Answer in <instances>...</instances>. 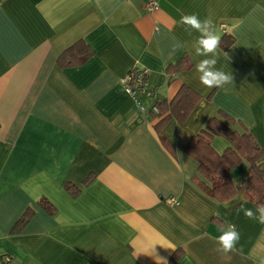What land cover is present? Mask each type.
Here are the masks:
<instances>
[{
  "label": "crops",
  "instance_id": "obj_1",
  "mask_svg": "<svg viewBox=\"0 0 264 264\" xmlns=\"http://www.w3.org/2000/svg\"><path fill=\"white\" fill-rule=\"evenodd\" d=\"M143 3L0 0V264L264 260V225L237 211L256 209L239 190L248 162L230 170L235 197L219 202L195 183L198 161L186 151L219 111L264 147V0H160L150 12ZM193 13L210 15L216 33L232 38L216 64L232 84L200 83L195 65L206 57L192 48L198 33L179 23ZM77 40L92 54L60 68L58 55ZM176 41L185 47L177 50ZM183 57L189 66L169 78ZM134 67L148 69V86L168 105L163 113H141L120 87ZM183 85L198 97L184 118L185 108L173 104ZM138 98L147 110L156 100ZM211 146L221 154L231 145L217 134ZM259 162L264 169V155ZM28 207L30 220L12 231ZM226 222L239 231L241 252L216 251L213 237Z\"/></svg>",
  "mask_w": 264,
  "mask_h": 264
},
{
  "label": "trees",
  "instance_id": "obj_2",
  "mask_svg": "<svg viewBox=\"0 0 264 264\" xmlns=\"http://www.w3.org/2000/svg\"><path fill=\"white\" fill-rule=\"evenodd\" d=\"M232 42L229 35L220 37V46L226 49ZM92 54L90 47L83 41L77 40L72 45L63 49L56 59V64L60 67L74 66L85 61ZM186 58L183 57L178 64L168 68L169 78L174 75L176 70L187 66ZM189 66V65H188ZM174 69V70H170ZM196 94L188 86L183 85L175 96L173 104L182 105L185 109L182 112V118L187 115L191 105L198 99ZM156 98V97H155ZM186 98V100H182ZM158 112H151L150 115L156 116L163 113L168 105L165 101L156 98L154 103ZM172 104V103H171ZM169 116V115H168ZM168 117H162L158 122L167 120ZM234 120L229 118L224 112L219 111L207 119L205 127L197 132L192 140L186 145V151L198 161V172L201 177L195 178V183L210 197L219 202L229 201L236 195V189L231 182L230 170L241 160L248 162L249 175L241 182L239 190L255 206L264 204V169L259 159L264 155V147L256 144L249 132H240L233 128ZM223 135L231 146L227 147L221 154L216 153L211 146V140L214 135ZM159 136L162 138L161 134ZM162 140H164L162 138ZM67 191L77 192V186L73 184L65 185ZM37 205L46 210L49 214L53 213L54 207L46 198L37 200ZM33 209L28 207L23 211L17 222L12 227V231H19L32 217Z\"/></svg>",
  "mask_w": 264,
  "mask_h": 264
},
{
  "label": "clouds",
  "instance_id": "obj_3",
  "mask_svg": "<svg viewBox=\"0 0 264 264\" xmlns=\"http://www.w3.org/2000/svg\"><path fill=\"white\" fill-rule=\"evenodd\" d=\"M179 23L189 35H192L193 32L198 33V36L192 43V48L194 49L195 56L206 57L205 59L199 60L195 65V71L199 74L198 78L200 83L208 89L220 88L224 85L232 84V74L225 73L216 68L220 36L216 33L213 18L209 15L201 19L195 13L182 14ZM184 47L183 42L176 41L175 48L177 50ZM237 211L238 213L242 211L246 218L256 220L261 225H264V204H258L255 210L245 208L241 205V208ZM216 215L218 216L219 213H216ZM218 232L219 235L213 237L218 246L216 251L223 254L242 251V249L237 248L240 241V233L234 224L226 222L223 226L218 227ZM155 259L157 264H167L159 256H155ZM261 264H264V260L261 261Z\"/></svg>",
  "mask_w": 264,
  "mask_h": 264
},
{
  "label": "built area",
  "instance_id": "obj_4",
  "mask_svg": "<svg viewBox=\"0 0 264 264\" xmlns=\"http://www.w3.org/2000/svg\"><path fill=\"white\" fill-rule=\"evenodd\" d=\"M160 0H144L143 9L150 12L157 9ZM224 25L222 24L221 27ZM148 69L145 67H134L127 71L126 75L120 80V87L125 91L131 99H133L135 108L144 114V112H158L155 104H152L147 110L146 106L138 98L140 95H145L152 100L156 99V92L150 86H148ZM170 204L177 203L174 198L169 199Z\"/></svg>",
  "mask_w": 264,
  "mask_h": 264
}]
</instances>
